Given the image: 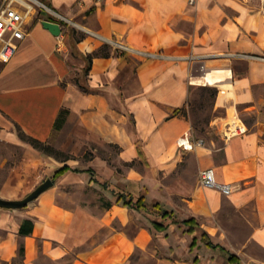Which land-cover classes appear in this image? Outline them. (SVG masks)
<instances>
[{
	"label": "crops",
	"instance_id": "obj_1",
	"mask_svg": "<svg viewBox=\"0 0 264 264\" xmlns=\"http://www.w3.org/2000/svg\"><path fill=\"white\" fill-rule=\"evenodd\" d=\"M38 1L79 28L60 24L56 37L42 26V21L54 19L40 11L30 20L13 59L0 63V127L6 124L2 133L11 142L17 139L7 131L9 126L48 143L58 116L65 112L69 137L117 148L122 162L139 160L152 172L165 171L189 152L178 141L185 136L192 141L187 107L193 89L230 83L238 106L244 110L264 106V7L258 2ZM90 33L161 57L138 59L108 47L110 55L94 58L86 74L84 57L102 47ZM214 104V109L225 110V116L211 122L220 134L233 102L216 99ZM176 110L186 114L174 115ZM247 129L244 135L222 139L219 149L211 141L193 153L200 170L212 168L216 182L230 186L228 196L198 186L182 199V207L163 209L173 211L178 221L193 218L196 238L204 231L236 257L229 262L227 256L226 264H264V123ZM69 161L52 165V177L64 166L72 170L53 180V188L26 208L0 209V264H144L145 259L151 264H219L215 257L226 254L207 248L198 238L190 248L193 236L188 227L171 220L162 219L164 226L170 225L166 231H154L155 220L147 218L146 211L114 203L110 207L73 203L65 190L75 182L94 188L106 183L121 186L123 179L110 176L107 161L99 156L88 165ZM128 179L131 184L148 183L140 174ZM14 196L12 191H0L3 199ZM228 210L248 233L233 252L225 248L232 240L224 242L216 224ZM25 221L33 223L30 234L20 233Z\"/></svg>",
	"mask_w": 264,
	"mask_h": 264
},
{
	"label": "rangeland",
	"instance_id": "obj_2",
	"mask_svg": "<svg viewBox=\"0 0 264 264\" xmlns=\"http://www.w3.org/2000/svg\"><path fill=\"white\" fill-rule=\"evenodd\" d=\"M74 26L70 29L79 28L73 21ZM80 35H76L78 38ZM211 89L198 87L191 91L187 107V117L191 120V138L192 143L201 142V147L190 150L187 154H182V158L171 170L152 172L144 162L135 160L130 163L122 162L118 159L119 152L117 148H108L102 144H96L86 138H72L68 136L69 131L63 124L59 129H55L47 146L51 148L52 156L42 155L32 146L31 139L23 134L18 128L9 126L7 131L13 132L17 142L7 140L8 134L6 124L0 127V191H12L15 199H22L33 191L46 178H52V165L58 166L64 159H69L71 164L79 161L82 164L99 156L107 161L110 169V176L122 178V185L106 183V187L85 186L86 182H75L65 191L70 196L71 201L75 204L88 205L90 207H104L106 203H114L116 196L114 193H132L136 196L145 195L147 201L146 212L151 220L160 221L158 212L153 209V204L158 202L162 209H175L182 207L183 198L190 197L198 188V167L194 150L202 151L213 141L216 148L223 145L221 134H218L216 127L211 126L215 117L225 116L224 109H214L216 95ZM219 104H221L219 102ZM239 117L242 119L247 128L256 127L259 123H264V106L257 110H244L243 106L236 108ZM233 112L228 111L229 122ZM5 124V125H4ZM221 153L216 154L217 159ZM42 157V158H41ZM142 175L148 180L147 184H131L128 176ZM53 179V178H52ZM9 181V182H8ZM57 181V179L55 180ZM84 184V185H83ZM179 215V212H178ZM175 217L174 219L176 220ZM180 219V218H179ZM216 224L221 226V237L224 242L228 238L232 243L225 245L229 251H238L241 241L248 235L239 217L234 212L226 211L216 219ZM198 231V239H200ZM210 239V238H209ZM216 243L217 239L211 240ZM222 257V260L220 259ZM227 257L224 253H218L215 257L219 264L225 263ZM176 257L174 260L180 259ZM144 264H151L149 259L144 260Z\"/></svg>",
	"mask_w": 264,
	"mask_h": 264
},
{
	"label": "built area",
	"instance_id": "obj_3",
	"mask_svg": "<svg viewBox=\"0 0 264 264\" xmlns=\"http://www.w3.org/2000/svg\"><path fill=\"white\" fill-rule=\"evenodd\" d=\"M197 0H188L190 5H194ZM240 2H258L264 7V0H236ZM44 11L54 19L53 23L74 26L72 21L51 8L47 7L38 0H0V63H9L16 54L20 42L29 32V22L38 12ZM91 37L98 39L102 46L110 47L116 54H129L138 59L159 58L150 51L133 49L115 39H107L96 33H90ZM216 99H226L233 102V115L229 122H225L221 129V137L224 141L235 136H241L247 133V127L239 117L236 108L238 107L237 97L230 83L219 84L215 88ZM240 106V105H239ZM178 145L184 151H190L193 148L201 147V142L193 144L185 136L178 141ZM198 185L200 188L215 189L223 195L228 196L231 188L228 184H219L215 180V174L212 168H206L199 171Z\"/></svg>",
	"mask_w": 264,
	"mask_h": 264
},
{
	"label": "trees",
	"instance_id": "obj_4",
	"mask_svg": "<svg viewBox=\"0 0 264 264\" xmlns=\"http://www.w3.org/2000/svg\"><path fill=\"white\" fill-rule=\"evenodd\" d=\"M72 33H74V32H72ZM74 39H78V38H74ZM109 55H110V52L108 50V46H102L98 50L94 51L92 54H88L87 56H85L84 59L88 63V66L85 69V73L86 74L88 73L89 65L94 58L108 57ZM211 90L214 92V93H212V96L214 97L216 95V91H215V89H211ZM178 113H183L184 115L186 114L185 110H176L174 112V115H177ZM65 115H66L65 112L60 113V115L58 116L56 123H55V129H59L64 124ZM29 138L32 141V146L34 149L38 150L42 155L49 156V157L52 156L51 152H49V151H51V148H49L47 146V143L40 142V141L33 139L31 137H29ZM137 149H138V157L141 158L142 153L139 150V147ZM67 160L68 159H64V160H62V162H65ZM70 170H72V169L67 167V166H64L63 168H61L60 170H58L54 174V176L52 177L53 180L57 179L59 176L63 175L64 173H66L67 171H70ZM74 171H76V170H74ZM87 171H90V170H87ZM106 186H107L106 184H102L103 189ZM114 195L116 196V199L114 201L115 205H120L122 207H126L130 210L137 211V212H145L147 209V201H146L145 195L136 196L132 193H120V192L114 193ZM111 205H112V203L108 202V203H106L105 206L110 207ZM152 207L156 212L159 213L161 219L171 220V223L174 222V223L180 224L182 226L188 227L187 232L193 236L192 242L190 244V248H193L196 246L197 231L195 229H196V227H198V225L193 218L178 221V220L174 219L173 211L163 210L161 208V205L158 202L154 203ZM27 225L29 226L28 230H26ZM152 225H153L154 231L159 232V233L166 231V229H168L170 227L169 224L167 226H164L161 222L159 223L157 221H154ZM32 226H33V223L31 221H25L21 226L20 233H29L30 234L32 231ZM200 239L204 242V244L207 248L213 249V250L220 249L221 251L225 252L228 256L229 262H232L236 259V257L234 255L229 254L223 247L219 246L218 244H214L212 241H210L209 236L206 232H204V231L201 232ZM22 255H23V248H20L19 256H22Z\"/></svg>",
	"mask_w": 264,
	"mask_h": 264
},
{
	"label": "water",
	"instance_id": "obj_5",
	"mask_svg": "<svg viewBox=\"0 0 264 264\" xmlns=\"http://www.w3.org/2000/svg\"><path fill=\"white\" fill-rule=\"evenodd\" d=\"M42 26L52 35L59 36L61 32L60 25L57 23L42 21ZM54 186L52 178H46L33 191L22 199H3L0 197V209L14 211L26 208L30 203L37 200L44 192L50 190Z\"/></svg>",
	"mask_w": 264,
	"mask_h": 264
},
{
	"label": "bare ground",
	"instance_id": "obj_6",
	"mask_svg": "<svg viewBox=\"0 0 264 264\" xmlns=\"http://www.w3.org/2000/svg\"><path fill=\"white\" fill-rule=\"evenodd\" d=\"M208 71H209V70H208ZM212 71H213V70H212ZM209 72H210V71H209ZM222 72H223V71H222ZM206 73H207V71H206ZM212 73H213V72H212ZM212 73H211V74H212ZM215 73L217 74V72H215ZM203 75L205 76V74H203ZM207 75H208V74H207ZM219 75H220V74H219ZM209 76H210V74H209ZM227 76H228V75H227ZM193 79H195V78L193 77ZM205 79H206V78H205ZM205 79H204V80H205ZM204 80H202V81H204ZM214 80L216 81V79H214ZM191 81H192V79H191ZM199 81H200V80H199ZM199 81H197V82H195V83H198ZM221 81H224V80H221ZM193 82H194V81H193ZM205 83L208 85L209 82H208V83L205 82ZM204 85H205V84H204Z\"/></svg>",
	"mask_w": 264,
	"mask_h": 264
}]
</instances>
